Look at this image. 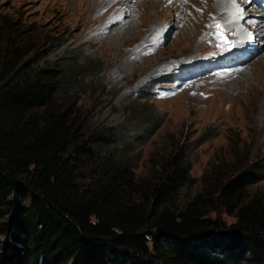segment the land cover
<instances>
[{
    "label": "trees",
    "instance_id": "trees-1",
    "mask_svg": "<svg viewBox=\"0 0 264 264\" xmlns=\"http://www.w3.org/2000/svg\"><path fill=\"white\" fill-rule=\"evenodd\" d=\"M23 43L0 48V264H264V193L249 189L264 159L223 164L229 175L220 165L170 204L189 181L184 149L170 144L144 177L127 162L128 139L143 144L160 118L131 107L124 123L86 133L76 95L99 62L71 53L38 66ZM218 207L235 220L209 218Z\"/></svg>",
    "mask_w": 264,
    "mask_h": 264
},
{
    "label": "rangeland",
    "instance_id": "rangeland-1",
    "mask_svg": "<svg viewBox=\"0 0 264 264\" xmlns=\"http://www.w3.org/2000/svg\"><path fill=\"white\" fill-rule=\"evenodd\" d=\"M126 1L130 2L128 8L118 9L114 2L107 3L91 16L81 9L98 0H0V48L7 39L24 42L25 50L33 48L28 57L37 60L38 66L51 65L71 53H79L75 62L79 65L99 62L96 78L76 95L75 107L77 117L84 119L83 130L90 133L116 127L124 123L131 107L134 113L143 109L159 117V127L143 144L129 141L132 124L125 123L118 138L122 142L128 139L127 162L138 177L146 176L148 168L167 154L170 144L184 149L189 181L169 202L180 206L199 191L203 174L217 172L220 165L233 166L237 159L242 166L264 159V64L261 67L254 57L252 63L239 66L234 75L229 72L214 77L203 69L198 77H189V70L176 67L222 56L223 48L232 50L243 40L224 43L228 32L214 26L206 0H176L175 4L165 0L168 4L164 2L163 6L171 8L161 3L158 12L147 10V6L133 8L142 0ZM180 2L185 3L182 14L175 9ZM209 4L212 6L211 1ZM199 16L203 19L196 18ZM152 24L159 28H151ZM212 33L220 39L215 44L208 40ZM256 35L264 44V34ZM157 45L153 54H144ZM256 57L264 61L263 47ZM225 65H230L229 61ZM231 76H235V82ZM224 78L230 82L221 80ZM88 81L86 78L84 83ZM144 95L145 100L133 102ZM57 98V102L70 103L68 97ZM206 129L214 134L201 139ZM229 171L227 168V175ZM259 172L264 175V170ZM249 189L264 193V178ZM207 215L219 217L225 224L235 220L221 207Z\"/></svg>",
    "mask_w": 264,
    "mask_h": 264
},
{
    "label": "bare ground",
    "instance_id": "bare-ground-1",
    "mask_svg": "<svg viewBox=\"0 0 264 264\" xmlns=\"http://www.w3.org/2000/svg\"><path fill=\"white\" fill-rule=\"evenodd\" d=\"M129 1L137 2V1H140V0H129ZM175 1L176 0H171V2L173 4H175L174 3ZM210 1H211L212 6L209 7V5H210L209 2ZM112 2L115 3V7L116 8H117V6H120V8H118V9L128 8V3H130L128 1H126V0H98V2L95 5H87L86 4V6H88L89 10L86 9V6L83 7L81 10H82V13L85 14V15L94 16V15H96V8H101V7H103V5H105L107 3L109 4V3H112ZM164 2H165V0H142V2L135 3V5H133V8L136 9V8H138L140 6H147L146 7L147 10H152L153 11V9H154L156 12H158V10L160 9V4L162 3L161 5L163 6ZM166 2H168V1H166ZM166 4H168V3H166ZM184 4L185 3L180 2L177 6H175V9L178 12H180V14H182V8H183ZM204 4L208 5V8H207L208 15L210 17L214 16L213 20L215 22V25L219 24L217 22V21H219L224 26L223 27L221 25L220 29L222 31L224 30V31L228 32L229 36L227 35L228 36L227 42L235 43V42L243 40V42H241L240 44L237 43L238 44V46L236 45L237 47H235V48L232 47V49L233 50H240L241 47H245V48L249 49L246 52V55H248V54H250V55L247 56V61L246 60L244 61L245 63L241 62V63L231 64V62L235 60V57H231L232 58L230 60L231 62L229 61L230 65H225L226 62H222L221 61V56H214L212 58H205V59H203L202 62H198L197 61V62L194 63L193 66H191V65L180 66V67L177 66L176 68L184 69V71L189 70L191 72L188 75L189 77H198L202 73L200 71L203 70V69H206V70L210 71L211 72L210 74L213 75L214 77L217 74H221V73L225 74V73H229V72H232V74L234 75L235 74L234 71H236L239 66H243V65L252 63L254 57H255L254 60L257 63H261V67H262L263 66L262 64H264V61L262 60V57H256V56H258V53H259L261 47L264 48V44L262 43L263 40H261V38H258V35H256V34L257 33L258 34L259 33L260 34H264V21L263 22H261V21L258 22L257 20H254L252 18L253 15H257V14L254 13V12H256V10L251 12V10L247 9L246 8V3L243 0H235L236 8H238V9L240 8L239 12H241V10H243V12H241L242 13L241 15H240V13H238V14L236 13V10L231 6L230 0H214V1L206 0L204 2ZM111 6H113V5H111ZM123 6H125V8ZM164 8H171V6L164 7ZM210 12H212V13H210ZM190 14L192 15L194 13L190 12ZM200 17L201 16L196 17V18H198L200 20ZM215 17L218 18V20H216ZM105 18L108 19L109 17L105 16ZM201 18L203 19V17H201ZM101 20H104V19H100V21ZM244 26L246 28H248L247 31L245 30ZM151 28L158 29L159 27H157V26L152 24ZM232 30L234 31V34L230 33V31H232ZM248 34H251V38H252L251 41L256 43V44H258L256 49H254V50H250L252 48V45H251V41L249 40V37H248L249 35ZM223 35H224V33H223ZM262 36H264V35H262ZM220 37H222V36H220ZM208 40L210 41V43H213V44H215L216 41H220V39L219 38L217 39V37L213 33H212V39L208 38ZM157 47H158V45L154 49L146 51L144 54L145 55L153 54ZM252 51H255L256 53L252 54ZM241 52H243V50ZM226 55H229V52L227 51L226 48H223L222 49V57L226 56ZM194 61L195 60H192L191 62L190 61L189 62L193 63ZM200 64H203V66L201 67ZM214 72H215V74H213ZM242 75H243V73L238 74V75H236V78H239ZM234 77L235 76H231V78H230L231 80H233V82H235V80L232 79ZM227 78H224V79H221V80L230 82V79H227ZM225 88H226V86H225Z\"/></svg>",
    "mask_w": 264,
    "mask_h": 264
},
{
    "label": "snow or ice",
    "instance_id": "snow-or-ice-1",
    "mask_svg": "<svg viewBox=\"0 0 264 264\" xmlns=\"http://www.w3.org/2000/svg\"><path fill=\"white\" fill-rule=\"evenodd\" d=\"M230 3H231V6L236 10V13L238 14L239 13V9L236 8V4H235V0H230ZM234 22V21H233ZM218 30L221 28V25L220 24H216L214 25ZM209 27H212L211 25ZM249 35V38H251V34H248ZM225 44H227L228 42L227 41H224Z\"/></svg>",
    "mask_w": 264,
    "mask_h": 264
}]
</instances>
